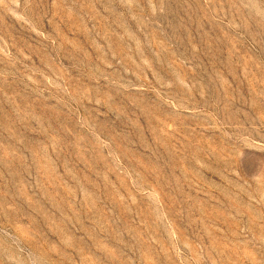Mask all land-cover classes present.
I'll return each instance as SVG.
<instances>
[{
	"label": "rangeland",
	"instance_id": "obj_1",
	"mask_svg": "<svg viewBox=\"0 0 264 264\" xmlns=\"http://www.w3.org/2000/svg\"><path fill=\"white\" fill-rule=\"evenodd\" d=\"M0 264H264V0H0Z\"/></svg>",
	"mask_w": 264,
	"mask_h": 264
}]
</instances>
